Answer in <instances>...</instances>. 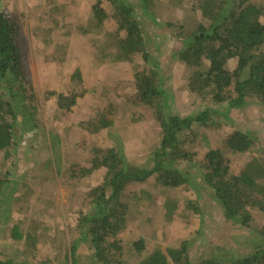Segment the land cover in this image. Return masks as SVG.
Wrapping results in <instances>:
<instances>
[{
  "label": "trees",
  "instance_id": "obj_1",
  "mask_svg": "<svg viewBox=\"0 0 264 264\" xmlns=\"http://www.w3.org/2000/svg\"><path fill=\"white\" fill-rule=\"evenodd\" d=\"M108 1L109 10L105 8V11L101 0H96L92 11L101 23L112 21L118 34L117 49L102 53L103 58H108L103 61L132 64L138 91L134 105L144 106L145 113L159 125V143L154 146L146 163L143 160L139 163L131 161L123 146L118 144L83 148L82 174L106 169L105 178L101 184L89 187L87 211L79 220L80 231L65 248L62 264H80L78 251L86 242L91 247L89 264H264V230L262 238L252 235L244 244L238 241L234 246L211 245L199 250L194 257L191 255L194 245L188 239L179 246H168L163 241H155L148 246L146 239L141 237L130 243L131 254L137 257L135 262L127 257L125 245L119 238L120 231L127 224L128 211L140 214V207L152 197L148 188H133L127 193L129 199L126 203L122 199L123 194L129 186L148 182L153 175L154 183L165 195L179 191L183 184L193 189L196 197L184 200L202 224L206 206L222 212L232 228L252 226L251 210L255 207L264 212V156L254 155L235 175L231 173L229 160H225L224 153L218 148H210L204 153L203 158L196 161L197 167H181V162L184 165L185 161H194L196 153L191 150L192 145L211 147L209 135L201 127L236 125L237 128L226 137L229 148L236 152H250L258 143L248 129V121L250 114L264 108V12L252 0H193L190 3L193 15L195 13L198 18L193 25H176L175 37L183 45L175 50L172 58H177L190 70L188 88L192 103L198 100L205 106L196 113L193 111L182 116L173 113L172 97L164 87L161 69L169 63L162 65L159 59L151 63L152 54L146 49V33L135 14L134 3ZM141 1L144 11L149 12L147 0ZM183 1L169 0L174 5H181ZM17 18L10 11L0 9V150L7 156L14 154L27 131L29 137L34 138L41 136L44 129L47 139H50L51 132L53 136L58 132L46 130L47 125L42 127L43 122L39 123L35 119V111L31 110L36 105L28 95L30 73L23 50L21 22ZM140 55L143 63L135 60ZM76 75L80 76V69L73 77ZM2 89L8 91L11 99ZM76 96L59 93L58 111L71 110L77 103ZM14 102L18 107H14ZM114 104L110 108H114ZM98 112L99 124H94V132L114 125L108 107L99 108ZM19 116L24 119L20 121ZM59 138L60 135H55L56 140ZM56 144L61 147L65 143L59 141ZM199 176L203 179L201 182L196 180ZM8 183L7 177L0 178V208L11 199L5 187ZM179 208V200L167 197L165 216L169 220L180 218L190 221V213L179 211ZM32 227L35 229L32 233L23 234L16 225L12 235L31 247L41 238L48 240L47 232H53V227H42L36 221ZM39 228L44 231L43 235ZM52 238L50 241L56 249V258L59 255L57 238L54 234ZM246 245L251 246L252 254L246 253ZM0 264L15 262L7 258L0 259Z\"/></svg>",
  "mask_w": 264,
  "mask_h": 264
},
{
  "label": "rangeland",
  "instance_id": "obj_2",
  "mask_svg": "<svg viewBox=\"0 0 264 264\" xmlns=\"http://www.w3.org/2000/svg\"><path fill=\"white\" fill-rule=\"evenodd\" d=\"M95 1L0 0V9L10 11L21 22L23 50L31 83L28 95L36 105L31 109L35 111V119L43 122L42 127L47 125L48 131L58 130L54 136L53 132L49 134L50 139L46 138L44 129L41 136L34 138L29 137L27 131L13 155L7 156L0 150V178L9 179L5 187L11 198L0 208V259L12 258L15 264H62L65 248L79 233V220L87 211L88 189L101 184L105 178L106 169L82 174L84 147L122 145L131 161L139 163L143 160L146 163L159 143V125L145 113L144 106L134 105L138 91L132 64L103 61L108 58H103L102 53L117 49L118 34L112 21L101 23L93 16ZM127 1L134 3L135 14L146 33V49L152 54L151 63L154 64L156 59L162 65L169 63L161 73L164 87L173 100V113L185 116L200 111L205 105L198 100L192 103L188 88L190 70L177 58H172L175 50L183 45L175 37L176 25L189 26L197 21L198 17L195 13L193 15L190 5L193 0H184L181 5H174L169 0H147L149 12L144 11L141 0ZM252 1L264 12V0ZM101 2L104 9H110V1ZM135 60L144 62L141 55ZM77 69H80V76L74 78ZM2 91L11 99L7 90ZM59 93L77 95L76 105L71 110L58 111ZM13 104L18 107L17 103ZM111 104L114 108H110ZM105 107L110 109L115 123L94 132V124H99V108ZM54 111L57 113L53 114ZM249 118L248 129L258 142L250 152L241 153L229 148L226 137L237 128L236 125L201 127L208 133L211 147L192 145L191 150L196 153L194 161H185L184 165L181 162V167H197L196 161L202 159L210 148H218L224 153L232 175L240 173L254 155L264 156V108L250 114ZM18 119L22 121L24 117L19 116ZM55 135H60V138L56 140ZM59 141L65 144L60 147L56 144ZM155 180L153 175L148 182H136L123 194L122 199L128 203L127 193L133 188H148L152 192L151 199L140 207V214L128 211L127 224L119 234L131 262L137 261V257L131 254L130 243L141 237L146 239L148 246L155 241L179 246L188 239L194 245L192 257L211 245L234 246L238 241L244 244L252 235L262 238L264 212L259 207L251 210L253 221L248 228L230 227L222 212L207 206L202 224L184 200L196 197L193 189L183 184L179 191L165 195ZM196 180L201 182L203 179L199 176ZM167 197L179 200V211L190 213V221L180 218L169 220L165 216ZM35 221L42 227H53V232H47L48 240L41 238L35 245H27L28 248L24 241L13 237V228L18 225L23 234L32 233ZM41 229L39 231L43 235ZM53 234L57 238L59 252L56 258V249L50 241ZM248 246L246 253L252 254L251 246ZM90 248L88 242L81 244L78 251L80 264L91 261Z\"/></svg>",
  "mask_w": 264,
  "mask_h": 264
}]
</instances>
